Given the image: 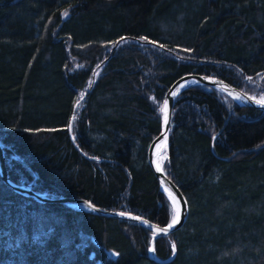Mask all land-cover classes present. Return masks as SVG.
<instances>
[{"label": "trees", "instance_id": "obj_1", "mask_svg": "<svg viewBox=\"0 0 264 264\" xmlns=\"http://www.w3.org/2000/svg\"><path fill=\"white\" fill-rule=\"evenodd\" d=\"M186 74L264 96V0H0L10 179L167 224L147 148ZM166 153L189 210L154 239L161 259L175 244L169 262L150 259L140 224L40 202L0 178V264H264V110L191 85L175 99Z\"/></svg>", "mask_w": 264, "mask_h": 264}, {"label": "water", "instance_id": "obj_2", "mask_svg": "<svg viewBox=\"0 0 264 264\" xmlns=\"http://www.w3.org/2000/svg\"><path fill=\"white\" fill-rule=\"evenodd\" d=\"M197 84L216 88L228 94L230 97H232L233 99H235L238 103L242 105L264 110V106L256 103V101L260 99L259 97L245 93L239 88L217 77L211 76V75L186 74V75L181 76L180 78H178L176 81H174L171 84V86L166 91L165 97L163 100V103L165 100H167L168 105H169L168 123L167 125L164 123L163 113L161 112V130L159 134L150 143L148 154H147L148 163L159 181L161 190L164 191L162 189V187L164 186L169 188L170 191L173 193L174 197L176 198V200L179 201L180 220L177 224L174 225V227H172L171 229H168L167 233H164L162 230L167 228L168 224L171 223L172 219L167 224L160 225L158 223H155L153 221H150L144 217L135 215L133 213L124 212V211H110V210L103 209L101 207L93 205L91 202L85 199L59 196V195H55L52 193H46V192H35L31 188V183L27 185H23V184L21 185V184L15 183L14 181L10 179L8 175L5 153L1 145V142H0V178L12 190H15L18 193H21L23 195H27L33 198L34 200H37L40 202L52 203V201H59V202L66 204L67 206L79 208L81 210H84L85 212H89L92 214H96V215H100L104 217H113V218H118V219L130 220V221H134L136 223L143 225L152 233L151 248H150L152 250L151 251L149 250L150 259L158 263H167L174 257L175 253H173L170 257L166 259L158 258L155 254L154 239L155 237L160 236V235H167L171 233L172 231L176 230L177 228H179L186 220L189 210H188L187 200L185 196L183 195L182 191L177 187V185L173 182V180L169 176H167V174L163 170V167L160 165V167L162 168V171L157 170L158 164L155 162V149L157 148L158 145L162 144V150L168 151L171 117H172L175 99L177 98V96L180 94V92L183 89L191 85H197ZM177 89H179L178 92H177ZM173 92H176L175 96L172 95ZM217 134H214L212 137V143H211L212 151H213V141L216 138ZM89 205H92L93 207H89ZM120 213H124V215L121 216ZM135 218H139V219H135ZM158 229L161 231H157Z\"/></svg>", "mask_w": 264, "mask_h": 264}, {"label": "snow or ice", "instance_id": "obj_3", "mask_svg": "<svg viewBox=\"0 0 264 264\" xmlns=\"http://www.w3.org/2000/svg\"><path fill=\"white\" fill-rule=\"evenodd\" d=\"M65 16L68 15L67 12L64 13ZM179 91V89H177V92ZM173 96L176 95V92L172 93ZM81 98H83L81 96ZM256 103L264 106V97H261L259 100L256 101ZM168 101L165 100L162 107L160 108V111L163 113V118H164V123L167 125L168 123ZM75 118V117H74ZM157 170L158 171H162V168L160 167V165H157ZM164 191L167 192L169 194V199L172 201V220L171 223L168 224L167 228L162 230L164 233H167L168 229H171L172 227H174L175 224H177L180 220V210H179V201L176 200V198L174 197V195L171 193L170 189L165 187ZM89 207H93L92 205H89ZM121 216L124 215V213H120ZM135 219H139V218H135ZM157 231H161V230H157ZM172 251L173 253H175V244H172ZM152 249H150L151 251Z\"/></svg>", "mask_w": 264, "mask_h": 264}, {"label": "bare ground", "instance_id": "obj_4", "mask_svg": "<svg viewBox=\"0 0 264 264\" xmlns=\"http://www.w3.org/2000/svg\"><path fill=\"white\" fill-rule=\"evenodd\" d=\"M94 72V71H93ZM92 72V73H93ZM73 117H74V115H73V113L71 114V116H70V118H69V122H68V125H67V128L69 129L70 128V126H71V123H72V119H73ZM152 142V141H151ZM150 142V143H151ZM149 146H150V144H149ZM149 146H148V148H147V154H148V149H149ZM14 157L16 158L17 156L16 155H14ZM164 161H165V154H164V150H162V144L161 145H158L157 146V148L155 149V162L157 163V164H159V165H161L162 167H163V165H164ZM35 181V180H34ZM16 183V182H15ZM17 184H19V183H17ZM22 185V184H21ZM178 187V186H177ZM32 188V187H31ZM164 188H165V186L164 187H162V189L164 190ZM179 188V187H178ZM33 189V188H32ZM180 189V188H179ZM34 190V189H33ZM160 190H161V188H160ZM15 191V190H14ZM35 191V190H34ZM162 191V190H161ZM15 192H17V191H15ZM35 192H38V191H35ZM39 192H41V191H39ZM163 192V194L165 195V197H167V199H169V194L167 193V192H165V191H162ZM18 193V192H17ZM47 193V192H46ZM172 193V192H171ZM19 194H21V193H19ZM53 194V193H52ZM173 194V193H172ZM21 195H23V194H21ZM55 195H59V194H55ZM23 196H26V197H29V196H27V195H23ZM59 196H64V195H59ZM65 197H70V196H65ZM72 198H78V197H72ZM33 199V198H32ZM81 199H83V198H81ZM86 200V199H85ZM170 200V199H169ZM168 200V201H169ZM87 201H89V200H87ZM171 201V200H170ZM169 201V202H170ZM89 202H91V201H89ZM52 203H56V204H61L62 202H59V201H52ZM64 204V203H63ZM171 208H172V201H171ZM94 205V204H93ZM98 207H100V206H98ZM72 208H75V207H72ZM101 208H103V207H101ZM75 209H79V208H75ZM103 209H106V210H110V211H119V210H117V209H107V208H103ZM79 210H81V209H79ZM84 211V210H83ZM130 213V212H129ZM100 216V215H99ZM138 216H141V215H138ZM141 217H143V216H141ZM145 218V217H144ZM147 219V218H146ZM171 219H172V216H171ZM170 219V220H171ZM149 220V219H148ZM128 221H130V220H128ZM151 221V220H150ZM130 222H134V221H130ZM134 223H136V222H134ZM156 223V222H155ZM137 224H139V223H137ZM141 225V224H140ZM141 226H143V225H141ZM144 227V226H143ZM144 228H146V227H144ZM147 229V228H146Z\"/></svg>", "mask_w": 264, "mask_h": 264}, {"label": "rangeland", "instance_id": "obj_5", "mask_svg": "<svg viewBox=\"0 0 264 264\" xmlns=\"http://www.w3.org/2000/svg\"><path fill=\"white\" fill-rule=\"evenodd\" d=\"M257 97H260L261 98V97H264V96L260 95V96H257ZM164 154H165V152H164ZM171 216H172V208H171Z\"/></svg>", "mask_w": 264, "mask_h": 264}]
</instances>
